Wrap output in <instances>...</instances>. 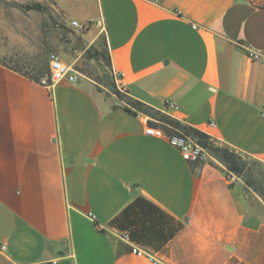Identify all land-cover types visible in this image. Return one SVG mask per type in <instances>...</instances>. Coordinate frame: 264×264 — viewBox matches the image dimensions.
<instances>
[{
    "label": "crops",
    "instance_id": "obj_1",
    "mask_svg": "<svg viewBox=\"0 0 264 264\" xmlns=\"http://www.w3.org/2000/svg\"><path fill=\"white\" fill-rule=\"evenodd\" d=\"M90 2L83 41H104L125 92L78 71L48 88L0 63V264H264V200L145 132L170 115L264 164V6Z\"/></svg>",
    "mask_w": 264,
    "mask_h": 264
},
{
    "label": "rangeland",
    "instance_id": "obj_2",
    "mask_svg": "<svg viewBox=\"0 0 264 264\" xmlns=\"http://www.w3.org/2000/svg\"><path fill=\"white\" fill-rule=\"evenodd\" d=\"M248 1L264 6V0ZM89 3L90 0H68L62 12L54 0H0V63L35 77L40 70L50 73V56L57 54L79 73L109 85L104 41L100 40L97 47H87L83 35L88 31L81 32L70 25L73 20L85 21ZM34 4L43 5L45 12L26 8ZM49 77L50 74L44 79ZM211 142L216 147L227 148L214 139ZM202 148L208 159L214 158L208 149ZM252 169L264 178V166H252Z\"/></svg>",
    "mask_w": 264,
    "mask_h": 264
},
{
    "label": "trees",
    "instance_id": "obj_3",
    "mask_svg": "<svg viewBox=\"0 0 264 264\" xmlns=\"http://www.w3.org/2000/svg\"><path fill=\"white\" fill-rule=\"evenodd\" d=\"M26 8L28 10L45 12V7L41 4L27 5ZM105 59L107 62V67H110V58L107 54L105 55ZM4 66L38 83L42 82V80L45 77H48L50 74V73H46L43 70H40L37 72V75L35 77H29L17 71L16 69L8 67L7 65ZM110 76L113 79L112 74ZM112 90L117 96L120 97L122 96L121 93L117 91L115 88H113ZM127 104L129 105L128 110L135 114L142 113L151 116L155 115V112L153 111L152 108L148 107L147 105L139 101L128 100ZM161 118H162V122L165 124L164 128L167 133H171L173 131L181 132L184 135L191 136L193 139L197 140V142L202 147L208 149L211 155L226 168L229 174H233L243 178L245 185L248 188L252 189L264 200V178H260L252 169V166H259V165L264 166L262 162L253 158L244 157L228 146L227 148L216 147L211 142L212 138L207 134L203 133L198 129H194L192 127L183 125L179 121H176L175 119H172L167 115H163Z\"/></svg>",
    "mask_w": 264,
    "mask_h": 264
},
{
    "label": "built area",
    "instance_id": "obj_4",
    "mask_svg": "<svg viewBox=\"0 0 264 264\" xmlns=\"http://www.w3.org/2000/svg\"><path fill=\"white\" fill-rule=\"evenodd\" d=\"M96 24H99L96 21ZM71 27L81 31L87 32L92 27L91 23H79L77 21L71 22ZM251 58L255 61L262 60V55L259 53H251ZM77 70L67 63H65L57 54H52L50 56V77L48 79L42 80V83L48 88H53L55 85L68 81L74 83L77 81ZM113 79L121 92H125L123 87V80L125 78L124 73L112 72ZM177 106L169 103L168 111L169 114L177 111ZM171 117L170 115H167ZM211 126H214V123H210ZM146 135L152 136L155 138L165 139L173 146L177 147L182 155V157L192 164L194 167H198L201 164L205 163L208 160V155L205 153L204 149L191 137L184 135L181 132H171L167 133L162 127H154L152 125H147ZM124 240L128 239V236H123ZM133 252L138 256H148L145 252L138 249H134ZM151 259V258H150ZM52 264H57V261H53ZM153 264H161L153 262Z\"/></svg>",
    "mask_w": 264,
    "mask_h": 264
},
{
    "label": "water",
    "instance_id": "obj_5",
    "mask_svg": "<svg viewBox=\"0 0 264 264\" xmlns=\"http://www.w3.org/2000/svg\"><path fill=\"white\" fill-rule=\"evenodd\" d=\"M131 196L135 197L136 196V191L132 192Z\"/></svg>",
    "mask_w": 264,
    "mask_h": 264
}]
</instances>
